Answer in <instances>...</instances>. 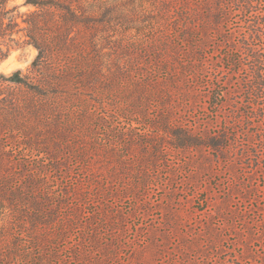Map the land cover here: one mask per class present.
<instances>
[{"label":"trees","instance_id":"16d2710c","mask_svg":"<svg viewBox=\"0 0 264 264\" xmlns=\"http://www.w3.org/2000/svg\"><path fill=\"white\" fill-rule=\"evenodd\" d=\"M9 2L0 0V60L29 45L38 53L26 72L0 73V264H113L107 254L90 260L92 251L83 248L84 242L62 255L66 249L61 243L72 230L78 237L82 232L83 197L104 188L102 171L87 150L93 154L111 142L110 153L116 157V144L90 125L93 117L119 115L133 117V122L137 116L150 117L149 109L157 102L155 122L144 123L157 128V136L169 137L168 149H205L221 160L237 145V132L219 126L202 133L182 122L174 108L195 98L192 89L200 73L206 89H213L207 93L208 110L218 117L230 104L231 91L225 86L237 77L248 84V91L232 122H248L251 139L259 133L255 140L264 143V129L259 128L264 127V48L257 42L264 39V12L257 0H26L34 9L22 14ZM245 11L254 18L236 42L237 30L224 28ZM219 35L222 39L215 42ZM211 42L220 47L216 55L222 65L212 66L216 74L206 71ZM246 67L250 79L241 80ZM220 72L230 79L221 82ZM63 108L77 115L69 126L62 125ZM16 138L43 146L46 159L54 161L51 168L10 154ZM166 142L151 145L159 152ZM244 144L242 152L252 153ZM61 148L72 150L82 164L80 172L64 161L68 157L58 153ZM152 155L146 152L144 158ZM252 155L260 167L262 155ZM91 225L84 231L94 235Z\"/></svg>","mask_w":264,"mask_h":264},{"label":"rangeland","instance_id":"374dc122","mask_svg":"<svg viewBox=\"0 0 264 264\" xmlns=\"http://www.w3.org/2000/svg\"><path fill=\"white\" fill-rule=\"evenodd\" d=\"M25 2L10 0L9 5L16 6L20 14L34 9ZM257 2L258 10L264 12V0ZM250 16L246 11L237 13L229 19V26L225 25L224 30L235 28L239 33L235 41L239 42L246 35V22L254 18ZM218 39L222 37L216 36L214 41ZM257 42L264 48V39ZM210 44L207 47L209 68L206 71L216 74L212 66L222 65L216 55L220 47L214 46V42ZM244 52L247 56L248 52ZM37 53L32 45L13 49L7 58L0 60V73L10 74L17 69L26 72ZM246 62H250L249 55ZM249 72L246 67L241 80L250 79ZM218 74L221 82L230 79L225 73ZM202 81L200 73H197L192 89L195 98L188 104L180 101V105L174 108V114H181L182 122L197 126L202 133L217 131L221 126L231 127V132H237L238 142L228 152L227 158L219 160L200 148L168 149L166 141L169 137L157 136V128L153 131L144 123V120L150 124L155 122L160 111L157 102L149 109L150 117L142 119L137 116L133 122V117L119 115L105 119L93 117L90 125L100 137L111 139L116 144L113 151L120 160L111 156V142L102 145L100 151H94L96 155L87 150L94 166L102 171L100 184L104 188L98 195L93 194L98 191L94 190L92 194L88 191L87 198L83 197L82 232L78 237V232L72 230L68 241L61 243L66 249L62 255H70L74 250L73 244L84 242L83 248L92 251L89 259L94 262H97L95 255L107 254L113 264H264V143L255 140L259 133L251 139L247 131L253 127L248 122L237 120L233 123L231 119L237 107L246 104L244 95L248 84H241L235 77L232 84L225 86L231 91L228 95L230 104L223 108L224 114L216 117L208 110L210 99L207 93L213 89H206ZM97 107L100 111L99 105ZM63 109L62 125L69 126L70 120L77 115ZM43 121L46 119L41 118L42 125ZM37 128L40 129L39 126ZM75 133L82 135V132ZM30 141L29 138L12 140L10 154L23 157L34 166L44 164L51 168L54 161L46 159L44 147L30 146ZM164 141L166 143L160 148L162 151L153 149L152 142L163 144ZM242 144L248 146L252 153L242 152ZM71 149L61 148L58 153L66 152L68 158L64 161H68L69 167L77 173L82 170V164L73 156ZM146 152L153 154L151 159L144 158ZM253 153H260L263 157L258 168L257 162L252 160ZM135 158L140 160L135 161ZM52 184L61 188L59 182ZM74 202L77 203L76 199ZM96 212L99 213L94 217ZM92 222L94 235L92 231H84L86 226L92 228ZM91 240L93 242L88 244Z\"/></svg>","mask_w":264,"mask_h":264}]
</instances>
